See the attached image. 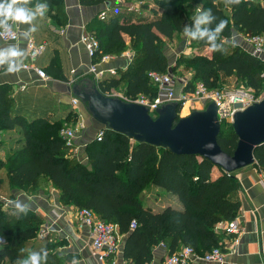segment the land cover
<instances>
[{
	"label": "trees",
	"instance_id": "16d2710c",
	"mask_svg": "<svg viewBox=\"0 0 264 264\" xmlns=\"http://www.w3.org/2000/svg\"><path fill=\"white\" fill-rule=\"evenodd\" d=\"M112 1L78 0L83 6L105 7L100 10L104 13L102 19L98 17L99 11L85 25V30L98 42L96 57L119 56L126 44L130 49L126 67L98 81L102 93L111 95V89L122 84L123 96L128 99L155 96L157 88L148 74L174 72L167 67L160 43L169 42L185 25L191 26V19H186L183 11L186 5L195 7V14L197 8L211 9L217 18L213 26L221 19L228 23L218 41L224 42L223 51L203 54L208 45L189 40L197 51L182 57L191 68L183 90H192L196 83L207 89L218 88L225 77L242 82L253 94L264 90V64L250 52L224 41L233 32L244 37L264 35V8L258 0H241L239 5L231 6L224 0H138L133 10H128L125 2ZM37 3L48 4L45 15L52 25L66 22L62 0H31L28 7ZM123 34L128 37L127 43ZM42 70L61 82L69 80L61 75L56 53ZM10 93V85L0 84V130H21L20 145L0 159L8 192L13 188L34 191L48 184L57 190L61 204L88 208L100 220L115 224L117 233L124 236L122 258L130 264H148L151 249L159 243L167 254L183 246H190L197 255L221 247L220 235L224 233L216 231L215 226L234 219L239 208L235 196L239 183L233 172H224L205 157L174 154L108 129L102 130L100 140L93 136L86 143L83 162L67 151L70 148L58 132L63 124L76 121L75 110L71 109L64 120H26L20 113L12 114L15 102ZM81 109L85 112L82 106ZM92 131L94 135L96 130ZM216 142L225 153H232L236 137L228 122L220 123ZM253 158V165L264 171V142L254 149ZM212 169L216 170L215 175ZM150 184L174 194L182 208L165 206L153 212L142 206L140 193ZM131 221L135 222L133 227ZM41 222V216L30 209L26 215L15 207L4 210L0 199V237L8 238L6 244L0 245V264H17L29 251L48 250L47 242L34 240ZM25 248L29 251L24 253ZM58 262L59 258L48 252L47 261L42 264Z\"/></svg>",
	"mask_w": 264,
	"mask_h": 264
},
{
	"label": "crops",
	"instance_id": "0c3cea01",
	"mask_svg": "<svg viewBox=\"0 0 264 264\" xmlns=\"http://www.w3.org/2000/svg\"><path fill=\"white\" fill-rule=\"evenodd\" d=\"M258 1L264 8V2L262 0ZM62 2L67 18L63 25H52L46 15L43 18L38 17L33 21V24L37 28L35 32L23 38L21 30L27 29L29 26L19 25L16 28L18 33L17 40L15 42L0 40V47L18 44L25 52V41L27 38L32 37L37 42L44 41V51L33 61L27 60L25 55L23 64L29 62L41 69H45L52 56L56 53L61 75L65 79H69L72 71L82 72L88 66L89 59L85 50L78 42V36L89 20L105 7L102 5L83 6L79 4L78 0H62ZM118 3L119 0L112 1V4ZM122 37L125 43H127L128 37L124 34ZM236 39L237 41L233 42ZM246 40L241 38L238 41L237 37L232 38L231 35L230 38L224 41L228 44L237 45L247 52H251V45L247 44ZM203 50L206 53L208 52L207 49ZM128 62V57L121 54L101 63L98 67L103 69L112 68L117 71V69H124ZM186 74L190 76L188 71ZM46 75L47 79L41 80L37 78L35 72L30 68L21 67L20 71L14 74H7L3 68H0V84L5 83L10 85V94L15 102L12 114L20 113L26 120L39 117H44L48 121L64 120L67 118L69 111L72 109L69 104L71 97L58 92L55 86H52L54 80L57 79L59 81L60 78ZM186 78L188 79L189 77ZM228 78L230 77L223 78L222 82ZM20 86H23V88L20 89ZM111 94L123 96L122 84L116 88H112ZM76 110L82 113L81 109ZM87 135L88 137L82 145L76 141L78 145H76V151H74L75 157L83 162L86 161L84 147L93 137V131ZM20 139L21 130L19 127L0 130V159H4L6 155L11 154L20 145ZM212 174H216L215 169H212ZM233 175L239 183L235 195L239 201V208L234 220L241 228V235L236 245H231L229 235H220L221 246L226 252L223 264H264V190L257 184L258 178L264 177V171L252 164L233 171ZM151 186L153 185L150 184L141 191L140 201L141 195L145 192L149 197L155 194L152 199L161 209L165 206L175 209L182 208L181 203L174 194L168 191L163 193L162 189ZM9 193L13 195V199L11 201L6 200L7 204H9L8 206L14 207L17 201L27 203L30 210L41 216L42 222L40 226L48 225L52 228V232L47 234L46 238L48 239L45 238L40 242H47L49 244L47 252L53 253L59 258L57 264H70L73 259L78 264H97L95 257L90 252L87 229L77 226L74 217V206L60 204L57 190L46 184L44 187L34 191L13 188L9 190ZM1 198L3 197L0 196ZM144 207L151 210L148 206ZM53 219L55 220L53 221ZM117 237L118 249L115 255L106 259V264H111V262L113 264H124L125 262L122 258L124 236L117 234ZM151 254V260L148 264H163V260L167 255L165 247L161 243L151 249ZM193 264L207 263L197 260Z\"/></svg>",
	"mask_w": 264,
	"mask_h": 264
},
{
	"label": "water",
	"instance_id": "95a60500",
	"mask_svg": "<svg viewBox=\"0 0 264 264\" xmlns=\"http://www.w3.org/2000/svg\"><path fill=\"white\" fill-rule=\"evenodd\" d=\"M97 83L86 66L82 72L72 71L67 82L54 80L52 84L58 92L78 100L93 130H112L174 154H196L227 173L252 165L254 149L264 142V95L232 114L229 124L236 142L227 154L216 142L220 123L212 100L184 115L177 111L179 103L169 100L160 103L151 115L143 104L102 93Z\"/></svg>",
	"mask_w": 264,
	"mask_h": 264
},
{
	"label": "built area",
	"instance_id": "2783aa9c",
	"mask_svg": "<svg viewBox=\"0 0 264 264\" xmlns=\"http://www.w3.org/2000/svg\"><path fill=\"white\" fill-rule=\"evenodd\" d=\"M137 4L138 0H132V2L126 5L128 10H133L136 9ZM103 16V11H100L98 17L102 19ZM15 32V37L4 35L0 36V40L4 42H15L18 38L17 30H15ZM245 38L251 45L250 53L256 56L264 64V35H256ZM78 42L86 52V55L89 59L88 71L91 72L96 81H100L101 79L105 78L106 75L115 74V69H103L98 67L101 63L111 60L113 56L103 54L100 57H96L95 51L98 48V42L85 30V28H83V30L80 32L78 36ZM44 49V41L37 42L32 37L27 38L25 41V55L27 60L33 61L44 51ZM121 54H124L130 60L131 54L129 51H124ZM22 67L32 69L38 79H47V75L44 73V71L41 68L35 66L33 63L28 62L22 64ZM148 77L152 84H154L157 88L155 96L149 98L144 95H138L134 99H128L125 96L120 97L128 101H135L145 105L151 115L153 110L160 103L169 100H176L179 103L178 113L183 107H185L187 112L190 108L200 109L202 108L203 101L212 100L216 106L217 121L219 123H229L234 111L241 109L251 102L257 100L254 99L253 96L247 91L242 89H207L201 83H196L192 90L185 91L183 88L186 84L187 78L175 75L171 72V70H167L166 72L162 73L150 72ZM22 88L23 86H20V89ZM69 104L74 110L81 109V105L75 98H70ZM75 112L77 114L76 121L72 125L63 124L58 131L60 137L64 141V144L71 149L75 148L74 151H76L77 133L82 131L85 127L84 112L82 111V113H80L77 110ZM93 136L95 140H100L102 136V130H97ZM74 151L73 153L75 155ZM257 184H259L264 190V177H259ZM74 217L77 226L79 228H85L88 231L90 252L95 257L97 264H106V259L115 255L118 249V233L115 224L100 220L88 208H75ZM134 225L135 222L131 221L130 227H133ZM215 230L223 232L225 235H229L231 245H236L241 235V228L234 219L217 224L215 226ZM50 232H52V228H50V226H41L37 231V238L39 240H43ZM225 253L226 252L224 248L221 246L213 247L204 254L197 255L190 246H183L176 252L167 254L163 260V264H192L197 260L207 264H223ZM111 264H113V262H111ZM124 264L130 263L124 262Z\"/></svg>",
	"mask_w": 264,
	"mask_h": 264
},
{
	"label": "clouds",
	"instance_id": "9594fccd",
	"mask_svg": "<svg viewBox=\"0 0 264 264\" xmlns=\"http://www.w3.org/2000/svg\"><path fill=\"white\" fill-rule=\"evenodd\" d=\"M227 6L239 5L241 0H224ZM31 0H0V36L8 35L15 37L16 28L19 25H28L27 29L21 30V36L26 38L31 33L37 30L33 24L38 17L43 18L48 10L47 3H37L33 7H28ZM119 9H117V12ZM216 17L211 9L200 10L197 8L196 14L191 17V26L183 27V35L192 41H204L208 45L209 52H219L224 50V42H219L224 29L227 27L226 20H219L215 23ZM211 25V27H209ZM25 52L18 44H10L0 47V68H3L5 73L14 74L20 71ZM15 209L19 213L27 214L29 205L27 203L17 201L14 204ZM48 252L30 251L26 258L19 259L17 264H42V261H47ZM70 264H78L73 259Z\"/></svg>",
	"mask_w": 264,
	"mask_h": 264
},
{
	"label": "rangeland",
	"instance_id": "374dc122",
	"mask_svg": "<svg viewBox=\"0 0 264 264\" xmlns=\"http://www.w3.org/2000/svg\"><path fill=\"white\" fill-rule=\"evenodd\" d=\"M119 2L120 3L125 2V3L128 4V3L132 2V0H119ZM183 11H184V14L187 17L186 19L190 20L191 17L193 16V14H195V7L186 5V6H184ZM233 37H237L238 38V41L241 38L243 40L246 39L242 34H237V32H233L232 33V38ZM236 41H237V39L236 40H233V42H236ZM246 43L249 44L247 40H246ZM125 46H126V49L128 51H130L128 45L126 44ZM160 51H161V53L166 58L167 67H170L174 71L173 73L175 75L183 76L185 78L186 77H189V76H187L186 72L188 71L189 74H191V68L190 67H187L183 63L182 57L195 54V52L197 51V49H196V47H194L191 44V42L189 41V39H187L183 35V30L181 32H179V33H174L169 42H166V41L161 42L160 43ZM202 53L205 54L206 51L203 50ZM218 88H220V89H242L244 91H247L249 94H251L254 99H259L262 95H264V90H260L256 94L251 93L250 90L247 87H245L242 82L235 81L233 78H228L221 85H219ZM186 113H187V111H186V109L184 107L180 111V114L179 115H184ZM84 114H85V127L83 128L82 131L78 132L77 133V136H76V141L78 143H80V145H82V143L87 139V137H88L87 134L88 133H92V129L90 128V124H89V121H88V118H87L88 116H87V114L85 112H84ZM69 124L72 125L73 123H69ZM74 150H75V148H73V149L70 148L67 151L69 153H73ZM0 175H2L1 176L2 178H0V196L3 197V198H1V200L2 199L5 200V201L2 200L3 201V209L4 210L6 209V211H10V209H12L13 206H8L9 204H7L8 203L7 201H11L13 199V195L8 192V189H7L8 187H7L6 180L4 178L3 170L2 169L0 170ZM151 187L160 188V189H162L163 193L166 191V190H164L160 186L153 185ZM32 190L33 189H27V190H24V191H32ZM153 195H155V194H153ZM153 195H152V197H149L144 192L141 195V203H142V206H148V207H150L151 208V211L158 212L161 208H159V206L154 203V201L152 199L154 197ZM151 199H152V201H151ZM54 220L55 219H53V221ZM46 239H48V238H46ZM34 240L37 243H41L40 242L41 240H38L36 237L34 238ZM7 241H8V238L7 237H0V245L6 244ZM27 251H29V248H25L23 250L24 253L27 252Z\"/></svg>",
	"mask_w": 264,
	"mask_h": 264
},
{
	"label": "bare ground",
	"instance_id": "6f19581e",
	"mask_svg": "<svg viewBox=\"0 0 264 264\" xmlns=\"http://www.w3.org/2000/svg\"><path fill=\"white\" fill-rule=\"evenodd\" d=\"M183 108H184V107H183ZM183 108H182V109H183ZM182 109H181V110H182Z\"/></svg>",
	"mask_w": 264,
	"mask_h": 264
}]
</instances>
